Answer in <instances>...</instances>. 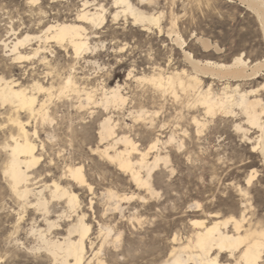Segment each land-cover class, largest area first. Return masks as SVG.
Instances as JSON below:
<instances>
[{"label":"rangeland","instance_id":"1","mask_svg":"<svg viewBox=\"0 0 264 264\" xmlns=\"http://www.w3.org/2000/svg\"><path fill=\"white\" fill-rule=\"evenodd\" d=\"M95 1L102 2L109 11L114 10L111 0ZM133 2L149 13H161V32L155 26L146 30L122 16L113 20L107 15V22L94 30L96 37L90 39V45H96L95 50L74 59L70 49L65 51L50 43L51 47L46 46L48 49L41 53L48 57L50 65L41 62L39 57L15 63L4 56L6 52L0 45V76L21 86L29 87L38 80L45 86L52 83L57 89L64 76L71 73L80 87L93 90L95 97H100L101 86L123 84V93L128 96L126 109L143 107L157 111L135 121L127 116V110L112 111L113 118L120 123L127 122L140 148L156 137L164 141L173 133V142L159 144L161 154H167L170 160L167 165L160 163L153 172L151 185L157 193L150 194L145 187L134 183L128 173L94 152L98 145V123L105 110L100 105L79 109L78 102L84 98L82 91L58 97L54 90L49 104L52 121L42 123L40 119L36 122L29 119L27 128L37 129L38 137L32 139L41 154L33 168L31 187L39 188L44 182L60 179L67 164L83 165L92 190L84 187L74 190L80 201L78 213H85V222L90 225L86 256L90 258L100 249L97 256L106 264H160L176 245L172 244L173 236H177L176 242L185 241L194 229L191 219H206L214 212L222 218L237 216L246 205L249 222L264 226V164L259 152L251 151L258 132L247 125L240 110L235 108L229 115L207 116L200 106L191 104L192 97L180 90L177 98L171 93L163 97L150 84L128 79L130 70L135 75L151 74L158 68L164 72L181 69L190 72L184 51L201 62L228 63L238 55L249 65L262 60L264 36L255 14L240 0H147L143 5L138 0ZM80 4L81 0H42L44 12H40L37 5L28 7L23 0H0V39L9 37L6 31L10 22L18 28L20 36L39 35L45 24L74 18ZM170 29L175 32L168 34ZM176 33L184 41L182 48L173 40ZM201 39H207L210 47L203 48ZM30 43L26 45L27 52L40 41L35 39ZM211 82L218 92L224 86V81L205 78L204 87ZM237 83L243 90L260 88L264 83V69L258 77ZM258 95L264 98V90ZM38 97L43 99L44 95L38 94ZM3 111L0 107V148L9 141L10 133H15ZM20 114L22 120L27 119L24 112ZM195 116L200 121L206 120L199 132L193 121ZM150 118L154 119L152 125ZM238 125L247 129L246 133ZM181 142L183 145L179 147ZM4 162L5 155L0 149L1 264H50L42 251L30 249L35 246L30 227L33 224L45 227L43 216L31 206L23 207L10 191L2 171ZM254 170L252 184H245L246 177ZM240 189L247 191L248 198ZM108 190L132 198L122 200L117 208L106 196ZM49 207L48 216L52 219L63 210L67 212L63 200L54 199ZM71 215L59 220L60 228L54 233L65 231L66 225L75 218ZM105 226L112 229L108 237L102 230ZM118 234L119 239L114 241Z\"/></svg>","mask_w":264,"mask_h":264},{"label":"bare ground","instance_id":"2","mask_svg":"<svg viewBox=\"0 0 264 264\" xmlns=\"http://www.w3.org/2000/svg\"><path fill=\"white\" fill-rule=\"evenodd\" d=\"M23 1L28 7L37 5V9L44 12L40 5L42 0ZM145 1L147 0H138L140 5L145 4ZM240 2L255 14L264 36V0H240ZM80 6L74 18L45 24L39 35L32 36L27 33L20 36L18 28L15 29L10 22L6 31V34L9 35L6 38L8 40L0 39V45L6 52L4 56L9 57L15 63L39 57L41 62L50 65L48 57L41 53L48 49L46 46L54 43L65 51L70 49L74 59H78L83 54L95 50L96 45L91 46L90 39L96 37L97 32L94 30L102 28L107 22V15H110L113 20L122 16L124 20L129 19L133 24L141 25L146 30L155 26L159 32L162 31L161 13H149L133 0H111L113 11H109L106 5L95 0H81ZM174 25L175 21L171 23V28ZM172 32L174 33L175 30L170 29L167 33L171 34ZM35 39L39 40L40 44L30 48V51L27 52L26 45ZM173 40L182 48L184 41L178 33ZM200 42L203 48L210 47L207 39H201ZM42 43L44 44L42 45ZM183 54L191 66L190 72L184 69L164 72L163 69L158 68V71L155 69L151 74L135 75L130 70L128 79L133 78L138 83H148L154 88V91L162 96L171 93L177 98L178 90H180L185 96L192 97L191 104L200 106L207 116L229 115L234 113L235 108L239 109L245 117L247 125L258 132L255 139L253 138L254 141L249 142H252L251 151L259 152L264 164V98L258 95L260 90H264V83L260 88L249 90L241 89L240 83H237L258 77L260 71L264 69V58L249 65L242 55L233 57L228 63H218L214 61L201 62L185 51ZM205 78L217 79L225 83L223 82L224 86L222 85L221 91L218 92L213 89L212 82L204 87ZM231 81L236 82L235 85H231ZM81 87L71 73L64 76L57 89H54L52 83L45 86L38 80L33 81L29 87L21 86L14 80H7L4 76H0V107L4 109L3 113L8 115V120L15 128V133H10L9 141H6L0 148L5 155L2 171L10 191L22 206L25 208L31 206L43 216L45 227L34 224L30 227V234L33 235V244H35L30 249L42 251L50 264H89L91 261H95V264H106L97 256L100 249L95 251L92 257L86 256L88 252L86 238L90 231V225L85 222V213H78L80 201L74 190L80 187L92 190L84 173L83 165L67 164L60 179H53L49 183L44 182L39 188L31 187L33 168L38 164L41 154L38 153V145L32 139V137H38L37 129L33 127L34 129L30 131L27 126L29 119H34L35 122L40 119L42 123L52 121L49 104L54 90L58 92V97L65 96L67 92L78 94L82 91L84 98L78 102L79 109H90L99 105L103 107L105 115L101 120L99 119L98 145L93 149L94 152L115 164L119 170L128 173L134 183L145 187L151 192L150 194L157 193L151 185L153 172L160 163L167 165L170 160L167 154H161L159 144L167 145L174 141L172 133L164 141L156 137L150 142L148 141L149 144L145 148H140V145L131 136L127 122L123 120L120 123L119 119L113 118L112 111L127 110V116H130L134 121L157 113V111L152 112L143 107L126 109L128 96L123 93V84L116 83L108 88L101 86L99 88L101 89L100 97H95L93 90L87 91L88 88ZM38 94H43L44 98L39 99ZM151 98L154 97L151 96ZM21 112L27 115V119H21ZM152 120L154 119L150 118V125H152ZM193 121L197 125V132L201 131L199 130L200 126L203 127L206 124V120L200 121L196 116L193 117ZM124 128L128 130H124ZM237 128L246 133L247 129L242 128L241 125H238ZM182 145L181 142L179 147ZM255 176V170L250 172L245 179V184H252ZM61 179L66 181L62 182ZM239 191L242 192L241 194L247 195L246 190L240 189ZM106 196L114 201L117 208H120L122 200L132 198V196L119 195L111 190L106 192ZM54 199L63 200L67 210V212L63 210L55 217L56 219L48 216L49 205ZM243 207L237 216L231 215L222 218L214 212L208 214L206 219H191L194 229L185 237V241L176 242L177 236L172 237V244L176 245L172 247L168 258L160 264H264V226H257L259 220L256 226L252 225L246 215V205ZM71 214L75 218L66 225L65 231L54 233L60 228L59 220L62 217H72ZM102 230H105L106 237L112 232V229L106 226ZM119 237L120 234L116 235L114 241H117Z\"/></svg>","mask_w":264,"mask_h":264}]
</instances>
